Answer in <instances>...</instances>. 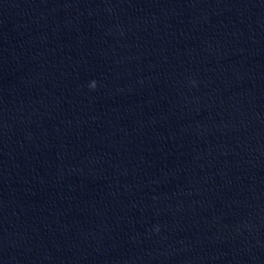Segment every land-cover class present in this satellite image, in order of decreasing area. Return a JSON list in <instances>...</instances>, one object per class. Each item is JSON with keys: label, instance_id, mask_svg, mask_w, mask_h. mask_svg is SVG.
<instances>
[{"label": "water", "instance_id": "1", "mask_svg": "<svg viewBox=\"0 0 264 264\" xmlns=\"http://www.w3.org/2000/svg\"><path fill=\"white\" fill-rule=\"evenodd\" d=\"M0 264H264V0H0Z\"/></svg>", "mask_w": 264, "mask_h": 264}, {"label": "clouds", "instance_id": "2", "mask_svg": "<svg viewBox=\"0 0 264 264\" xmlns=\"http://www.w3.org/2000/svg\"><path fill=\"white\" fill-rule=\"evenodd\" d=\"M93 89L96 87V83H95V81H93L92 82V84L90 85ZM159 229H157V231H158Z\"/></svg>", "mask_w": 264, "mask_h": 264}]
</instances>
